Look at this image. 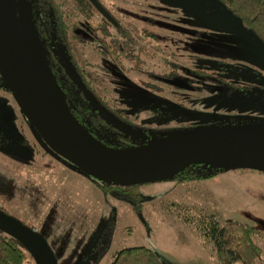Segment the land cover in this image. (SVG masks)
Returning a JSON list of instances; mask_svg holds the SVG:
<instances>
[{
  "label": "rangeland",
  "instance_id": "obj_1",
  "mask_svg": "<svg viewBox=\"0 0 264 264\" xmlns=\"http://www.w3.org/2000/svg\"><path fill=\"white\" fill-rule=\"evenodd\" d=\"M59 1L69 19L80 18L76 0ZM101 1L147 49L140 55L142 67L117 62L72 38L74 56L79 63L87 61L85 76L94 89L111 104L133 110L135 128L146 127L152 136L203 124L193 109L209 105L213 90L207 83L203 89H180L148 78L146 69L167 71L169 59L180 73L190 74L195 65L212 67L222 59L239 67L259 66L264 73V54L216 0ZM149 81L161 89L151 90ZM262 107L264 112V103L254 109ZM205 166L218 171L186 180H141L132 186L135 200L104 192L42 139L0 76L1 210L42 233L57 264H109L116 249L135 244L150 247L163 264H219L212 241L196 228L195 218L207 213L254 225L262 247L256 264H264V168L218 156L208 157ZM23 264L35 263L27 255Z\"/></svg>",
  "mask_w": 264,
  "mask_h": 264
},
{
  "label": "trees",
  "instance_id": "obj_2",
  "mask_svg": "<svg viewBox=\"0 0 264 264\" xmlns=\"http://www.w3.org/2000/svg\"><path fill=\"white\" fill-rule=\"evenodd\" d=\"M24 1L28 2L29 5V19L39 51L42 53L51 75L72 114L89 133L101 142L116 148L135 147L155 136L169 133L158 132L152 136L150 129L140 127V130L145 133L144 136L125 135L93 105L78 85L77 79L82 81L87 89L96 96V99L111 113L115 114L118 119L127 122L132 127H136V122L131 120L133 110L129 112L125 106L111 104L106 95L94 89L82 72L78 76L76 73L68 71L69 61L72 62L75 68H79L76 59L70 53V35L82 41L92 42L102 55L109 56L117 62L125 59L132 61V66L135 68L142 67L140 55L144 53V50L131 31L119 19L115 18L114 21H110L102 15L100 19L96 20L90 13L89 4H85L81 0L75 1L74 7L80 18L74 20L68 18V13L61 7L59 0ZM216 2L235 17L242 29L254 39L252 41L264 50V0H216ZM24 13L23 1L12 0V23L16 31L21 32ZM141 33L146 34L144 29ZM62 62L66 64H62ZM167 63L169 68L167 73H163L164 75L178 73L176 62L167 59ZM145 74L147 77H153L151 70L146 69ZM75 75L78 76L77 79ZM262 87L264 90V84ZM262 99H264V93ZM181 102L183 105V101ZM233 162L250 167L264 168L260 163ZM205 163L206 159L186 160L162 178L186 180L208 177L218 171L217 168H206ZM88 174L95 179L104 192L124 195L132 200L136 199L135 195L137 194L132 186L141 180H149L131 178L130 175L99 179L91 173ZM135 208L139 209L138 202ZM0 209L4 210L2 206H0ZM185 219L188 218L185 217ZM195 219L196 228L200 234L212 241L213 251L219 264H256V259L260 256L262 247L255 240L256 227L254 225L235 218L218 219L213 213L200 214ZM27 226L35 229L33 226ZM27 255L31 257L21 242L0 229V264H23ZM109 264L163 263L150 247L135 244L116 249Z\"/></svg>",
  "mask_w": 264,
  "mask_h": 264
},
{
  "label": "water",
  "instance_id": "obj_3",
  "mask_svg": "<svg viewBox=\"0 0 264 264\" xmlns=\"http://www.w3.org/2000/svg\"><path fill=\"white\" fill-rule=\"evenodd\" d=\"M22 1L25 13L19 32L12 23V0H0V76L42 139L74 165L99 179L120 175L135 179L162 178L186 160L210 156L264 166L262 126L198 125L155 136L130 148H116L95 138L74 117L60 93L39 51L29 19L28 2ZM91 1L104 15L110 16L100 1ZM164 79L177 86H190L181 77ZM77 82L101 114L125 135H145L142 130L118 119L94 99L82 81L77 79ZM0 229L21 242L35 264H57L42 233L1 209Z\"/></svg>",
  "mask_w": 264,
  "mask_h": 264
},
{
  "label": "flooded vegetation",
  "instance_id": "obj_4",
  "mask_svg": "<svg viewBox=\"0 0 264 264\" xmlns=\"http://www.w3.org/2000/svg\"><path fill=\"white\" fill-rule=\"evenodd\" d=\"M81 1H83L85 4L86 3L89 4L90 13L96 20L100 19L102 15L107 17L110 21H114V19L116 18L111 12V10L101 0L98 1H100V3L106 8L108 13L110 14L109 17L104 15L100 10H98V8L94 5V3L91 0H81ZM92 9L95 10L96 14ZM91 11H93V13ZM144 35L149 36L147 34ZM72 38H74L77 42H80L82 45L91 44L90 45L91 47L98 50L97 47L92 42L82 41L76 38L75 36L70 35L69 46L71 50L70 53L73 56L74 53H73ZM135 38L138 44L140 45L137 37ZM250 44L251 46H254L255 49L259 53H261V55L262 53L264 54V50L261 49L259 45L256 44L254 41L253 42L251 41ZM142 49L144 50V52L147 51L146 48L142 47ZM261 59L264 61V56L261 57ZM76 63L77 65H79V68H75L72 62L69 61L70 65H68V71L70 73H76L78 76L81 72L83 74H86L85 68L87 61L84 60L82 63H79L76 59ZM226 63L228 62L221 59V61L212 64L211 65L212 67H201L195 65L191 68L190 74L180 73L179 70L178 73H172L171 75H164L163 73H167V71L152 72L151 70V74L153 75V77L151 78L157 79L161 82H164L165 84L172 85L177 88L188 91L203 89L206 83L207 85H210L211 86L210 89H212L213 92L209 94V98H210V101L208 103L209 105H205L204 109H197V108L195 110L193 109V113L194 115H196L197 118H199V116L204 118V123L201 124V126L217 125L219 122L225 121L227 122L226 125H246V126L264 127L263 107L262 109H254L257 106V104L264 103V99H262V95L264 93L262 87V85L264 84V73L261 71V69H259V66L256 67L251 65L250 67L245 68V67L235 66L233 63L232 64L230 63L226 64ZM62 64H66V63L62 62ZM177 66L179 69L178 63ZM164 77H181L185 79L190 86L181 87L174 85L172 83L167 82L164 79ZM86 78L89 80L87 76ZM147 84L151 90H153L154 88L157 90L161 89V87L159 88V86L156 87L155 85L151 87L150 81L147 82ZM94 99L97 100L95 95H94ZM90 101L92 100L90 99ZM211 122H216V123L210 124Z\"/></svg>",
  "mask_w": 264,
  "mask_h": 264
}]
</instances>
